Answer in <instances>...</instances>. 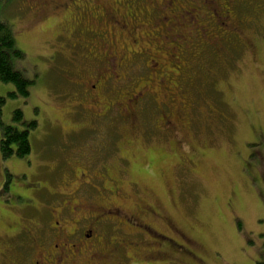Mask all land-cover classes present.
I'll return each mask as SVG.
<instances>
[{
  "label": "rangeland",
  "instance_id": "obj_1",
  "mask_svg": "<svg viewBox=\"0 0 264 264\" xmlns=\"http://www.w3.org/2000/svg\"><path fill=\"white\" fill-rule=\"evenodd\" d=\"M245 1L247 8H242L243 0H231L232 22L236 26L243 23L241 32L230 28V35L219 40L214 39L218 34L207 29L205 45L197 47L191 42L187 81L180 93L175 92V104H170L174 109L181 101L186 103L182 111L185 119L175 126L185 138L177 144L175 135L166 131L163 138L146 139L147 129L157 131L155 115L146 116L149 111L142 112L136 128L113 114L96 121L94 111L88 108L80 110L81 116L68 113L64 79L70 75L63 76L61 67L81 72L85 64L78 54L80 58L71 66L65 65L71 52L64 43L73 39L69 27L61 25L67 19L52 13L44 23V14L34 11L35 0H13L0 7V22L11 29L22 53L20 65L33 84L29 97L23 100L9 97L7 93L15 91L14 87L0 83V96L5 98L0 106L1 122L12 123L15 108L22 109L27 121H35L33 133L39 137L33 144L31 139L34 167H53L63 146L89 143V149H98L107 157L106 164L139 190L133 192L130 187L131 198L110 203L130 215L134 203L155 202L192 243L190 249L200 261L181 249L175 264H264V7L261 1L253 6L252 0ZM179 6V13L186 10L185 18L196 16V24H204V19L198 18L202 9L186 3ZM216 8L220 11L219 5ZM190 22L182 33L193 38L191 32L196 29ZM225 30L226 25L221 32ZM241 37V44L235 42ZM156 98L169 105L165 97ZM188 120L191 125L186 127ZM156 151L166 158L146 173L142 164L145 153ZM1 160L0 179L3 166L15 174L22 171L21 159ZM14 184L12 179L9 185ZM11 196L0 187V207L7 205ZM158 226L170 236L164 226ZM5 230L0 224V264H20L14 262L18 259L15 243L9 247Z\"/></svg>",
  "mask_w": 264,
  "mask_h": 264
},
{
  "label": "flooded vegetation",
  "instance_id": "obj_2",
  "mask_svg": "<svg viewBox=\"0 0 264 264\" xmlns=\"http://www.w3.org/2000/svg\"><path fill=\"white\" fill-rule=\"evenodd\" d=\"M92 1L35 0L38 4L34 11L44 14V23L50 20L52 13H58V17L65 16L67 21H62L61 25H66L68 21L80 20L87 14L86 8L94 4ZM135 24L130 22L129 17L120 19L116 16L108 27H103L108 39L105 36L102 41L107 42L105 45L111 46V49L102 48L100 54L103 60L92 67L87 75L67 76L64 79L65 108L68 113L79 116L81 109L93 110L95 116L92 117L96 121L109 118L111 114L114 118L118 115L128 119L127 123L136 128L143 114L139 104L151 98L152 92L155 96L165 97L169 105L151 98L160 115L154 123L157 131L147 129L144 136L146 139L152 136L163 138L166 131L175 135L177 144H182L185 133L180 130L178 134L175 126L178 120L185 119L182 111L186 103L181 101L174 109L170 104L175 102V92L187 81L186 63H181L183 55H191L192 52L184 49L178 55L170 51L161 55L162 41L157 34L149 38L150 34L147 33L144 38L140 28L133 26ZM55 27L58 29L59 26ZM97 35L96 30L88 36L77 34L76 40L81 42L79 45H75V41L66 45L72 55L67 61L72 65L77 46ZM223 35L230 34L227 32ZM146 48H149L148 53ZM131 62H134V68L130 66ZM186 125H191L189 120ZM132 141L133 137L128 145ZM88 147H91L89 143L63 146L59 150L61 156L55 160L53 167H34L32 149L19 162L22 164L20 173H13L9 167L3 168L0 187L9 195L11 192L12 196L7 205L0 207V224L6 228L4 232L9 247L15 243L14 252L18 259H14V262L175 264L181 249L193 257L190 249L192 243L178 231L172 219L157 203H134L130 215H126L120 205L110 203L131 198L130 194L133 193L128 191L130 187L133 192L139 190L136 184L122 177L112 166L109 167L107 157L103 158L98 149ZM130 150L135 149L131 146ZM39 155L46 156L43 153ZM165 158L159 151L145 153L142 162L144 171L149 173L147 169H154V165ZM12 179H15V184L9 185ZM100 201L105 203L100 205ZM157 224L164 226L170 236L164 235L159 226L156 227ZM195 258L200 261V258Z\"/></svg>",
  "mask_w": 264,
  "mask_h": 264
},
{
  "label": "trees",
  "instance_id": "obj_3",
  "mask_svg": "<svg viewBox=\"0 0 264 264\" xmlns=\"http://www.w3.org/2000/svg\"><path fill=\"white\" fill-rule=\"evenodd\" d=\"M11 1L13 0H0V7ZM92 2H94V4L89 5L88 9L86 8L87 14H84L80 20L76 19L77 21L70 20L67 22L66 25L69 27L70 37H73V39L66 40L64 44L69 45L75 41V45H79L81 41L76 40V35L79 33H84L88 36L96 30L98 35L94 39L91 38L86 42H82L81 45L77 46L75 49V52H77L75 60L80 58V56H78V54H80L84 61L83 64H85L81 72H78V70L73 72L70 69H62L61 67V73L63 72V76L87 75L92 67L97 66V63L103 60L100 53L102 48L104 50V47H108L105 45L107 42L103 43L102 41L105 36L106 39H108L107 33L103 32V27H108L110 22H112L113 18H116V16L120 17V19L129 17L132 24L136 23L133 26L140 28L139 30L143 32L144 38L147 33L150 34L149 38L153 37L154 34H157V37L162 41L159 50L161 55H163L165 51H170L173 55H178L180 52L182 53V50L184 49H187L185 50L186 52L193 51V48H189L193 47L192 43H195L197 47H200L206 44V40H209L207 36L208 30L218 34V39L222 40L226 37V35L223 34L227 33L231 26H233L237 32H241V24H243L240 21L238 23L240 25L236 26L232 22L231 16L234 9L232 8L231 0H93ZM259 2L263 3L262 6L264 7V1L262 0H252L250 5H257ZM181 3L191 4L198 9H202L201 15H198V18L200 20L204 19V24H196V16L185 18L183 14H186V10H184L183 13H179V4ZM243 3L244 5H242V8H247V6H249L245 0H243ZM206 4L209 6L207 7ZM218 5L220 11L216 8ZM212 6H215V8H212ZM191 9L187 11L191 13L193 10ZM203 10H206V12L203 13ZM221 12L225 14L221 15ZM183 17V20H186V23H189V20L193 19L190 24L195 25L194 29H196V31H192L191 34L196 37V39L182 33V28H185L186 25V23H183L181 20ZM222 22H225V24H222ZM224 25L227 26V30L221 32V28ZM235 42L241 44V40L235 39ZM108 48L111 49V46ZM67 50L71 52L70 49L67 48ZM145 50L147 53L149 52V48H146ZM59 56L60 55H58V57ZM21 57L22 53L16 47L11 29L4 22H0V83L11 84L14 87L15 91L7 93L9 97H21L23 100H26L30 95V88L33 81L26 77L24 68L20 65ZM188 59L189 55L184 54L181 63H186V68H188ZM57 60H59V58H57ZM67 62L68 63L65 62V65L71 66V62ZM132 63L134 62L129 64L134 68L135 65ZM122 71L124 73L125 65L123 66ZM138 76H140V74ZM206 87L210 88L208 85ZM182 88L183 87L178 90V93L182 91ZM150 93L152 94V92ZM151 96V98L157 101L155 95L152 94ZM151 98L139 105L141 106V112L149 111L148 114H154L156 119L155 122H157L160 114H158V107ZM4 101L5 98L0 96V106ZM23 115L21 108H15L12 112V123L4 125L1 122L0 109V157L3 163H6V160L10 158L13 160L26 158L33 149L31 146V139L32 144L38 140L39 134L33 133L36 127L35 121H27ZM115 118H118L120 122H123V120L128 122V119L119 117L118 115H116ZM4 167L5 166L2 167V170ZM192 254L194 257H197L193 252Z\"/></svg>",
  "mask_w": 264,
  "mask_h": 264
}]
</instances>
